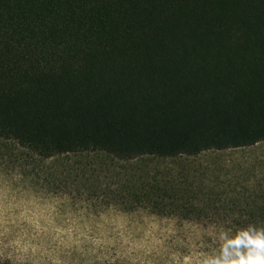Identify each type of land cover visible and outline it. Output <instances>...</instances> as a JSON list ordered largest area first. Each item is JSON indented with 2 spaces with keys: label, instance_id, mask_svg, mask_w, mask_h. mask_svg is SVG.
<instances>
[{
  "label": "trees",
  "instance_id": "1",
  "mask_svg": "<svg viewBox=\"0 0 264 264\" xmlns=\"http://www.w3.org/2000/svg\"><path fill=\"white\" fill-rule=\"evenodd\" d=\"M0 138L126 161L264 142V0H0ZM247 207L232 224L264 225Z\"/></svg>",
  "mask_w": 264,
  "mask_h": 264
},
{
  "label": "rangeland",
  "instance_id": "2",
  "mask_svg": "<svg viewBox=\"0 0 264 264\" xmlns=\"http://www.w3.org/2000/svg\"><path fill=\"white\" fill-rule=\"evenodd\" d=\"M215 190L229 202H211ZM255 204H264V142L126 161L45 159L0 138V260L13 264H198Z\"/></svg>",
  "mask_w": 264,
  "mask_h": 264
},
{
  "label": "clouds",
  "instance_id": "3",
  "mask_svg": "<svg viewBox=\"0 0 264 264\" xmlns=\"http://www.w3.org/2000/svg\"><path fill=\"white\" fill-rule=\"evenodd\" d=\"M198 264H264V225L249 224L234 236L220 232V247Z\"/></svg>",
  "mask_w": 264,
  "mask_h": 264
}]
</instances>
